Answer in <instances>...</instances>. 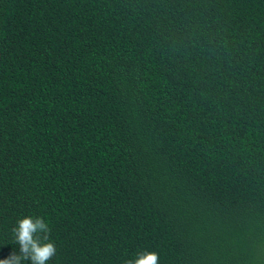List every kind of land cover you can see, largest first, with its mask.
I'll return each mask as SVG.
<instances>
[{
	"label": "trees",
	"instance_id": "1",
	"mask_svg": "<svg viewBox=\"0 0 264 264\" xmlns=\"http://www.w3.org/2000/svg\"><path fill=\"white\" fill-rule=\"evenodd\" d=\"M26 215L48 264H264V0H0V259Z\"/></svg>",
	"mask_w": 264,
	"mask_h": 264
},
{
	"label": "clouds",
	"instance_id": "2",
	"mask_svg": "<svg viewBox=\"0 0 264 264\" xmlns=\"http://www.w3.org/2000/svg\"><path fill=\"white\" fill-rule=\"evenodd\" d=\"M12 242L19 245V254L12 252L0 264H48L57 252L51 239V227L42 216L26 215L17 219L11 229ZM122 264H159V254L143 249Z\"/></svg>",
	"mask_w": 264,
	"mask_h": 264
}]
</instances>
